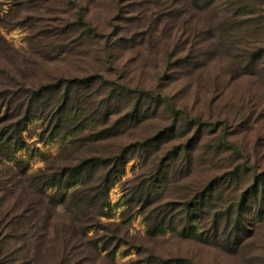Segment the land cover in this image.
Segmentation results:
<instances>
[{
    "label": "rangeland",
    "instance_id": "rangeland-1",
    "mask_svg": "<svg viewBox=\"0 0 264 264\" xmlns=\"http://www.w3.org/2000/svg\"><path fill=\"white\" fill-rule=\"evenodd\" d=\"M0 264H264V0H0Z\"/></svg>",
    "mask_w": 264,
    "mask_h": 264
},
{
    "label": "trees",
    "instance_id": "trees-1",
    "mask_svg": "<svg viewBox=\"0 0 264 264\" xmlns=\"http://www.w3.org/2000/svg\"><path fill=\"white\" fill-rule=\"evenodd\" d=\"M80 175H81V174H80L79 172H74V173H72L71 175H69V178H68V179H71V178H74V177H77V178L79 177V178H80ZM53 182H55V183H57V184H61V179L56 180V181H55V179H53ZM88 205H89V206L93 205V201L90 200V201L88 202ZM184 230H185V229H184Z\"/></svg>",
    "mask_w": 264,
    "mask_h": 264
}]
</instances>
